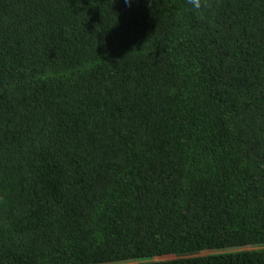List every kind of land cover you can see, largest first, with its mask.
I'll return each mask as SVG.
<instances>
[{
	"label": "trees",
	"instance_id": "trees-1",
	"mask_svg": "<svg viewBox=\"0 0 264 264\" xmlns=\"http://www.w3.org/2000/svg\"><path fill=\"white\" fill-rule=\"evenodd\" d=\"M0 264H264V0H0Z\"/></svg>",
	"mask_w": 264,
	"mask_h": 264
},
{
	"label": "clouds",
	"instance_id": "clouds-1",
	"mask_svg": "<svg viewBox=\"0 0 264 264\" xmlns=\"http://www.w3.org/2000/svg\"><path fill=\"white\" fill-rule=\"evenodd\" d=\"M125 2H127V0H125ZM196 6H197V7H199V4H198V3H196Z\"/></svg>",
	"mask_w": 264,
	"mask_h": 264
}]
</instances>
